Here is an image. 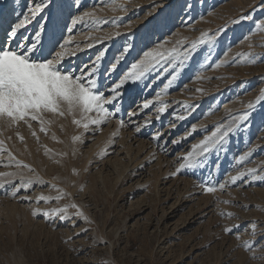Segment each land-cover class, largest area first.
Wrapping results in <instances>:
<instances>
[{
    "label": "rangeland",
    "instance_id": "rangeland-1",
    "mask_svg": "<svg viewBox=\"0 0 264 264\" xmlns=\"http://www.w3.org/2000/svg\"><path fill=\"white\" fill-rule=\"evenodd\" d=\"M79 1L80 10L73 9V14L95 6V17L69 25L72 31L64 39L71 37L69 51H79L70 59L73 64L86 62L103 48L111 59L128 38L147 31L150 20H170L157 34L171 41L160 49L169 59L206 35H220L211 45H199L195 60L185 63L171 84L161 64L147 74L148 88L143 83L140 92L130 87L119 114L124 127L113 117L85 131L73 123V114L46 113L45 119L52 121L47 133L38 122L29 128L23 122L9 127L0 121L6 149L0 152V173H17L0 176V264H264V106L256 103L264 93V29L255 27L264 20V0H189L191 10L184 7L185 0ZM114 19L119 28L112 25ZM129 21L131 27H124ZM116 31L120 37L113 35ZM144 44L137 39L130 60L141 54ZM253 59L255 64L249 62ZM221 61L222 66L214 67ZM133 99L153 100L132 118L141 125L151 118L140 133L125 115ZM249 103L256 104L249 127L231 138L226 154L177 172L193 144L215 126L231 123ZM165 105L167 111L160 112ZM189 105L196 107L190 110ZM181 115L186 119L177 118ZM75 119H81L79 112ZM193 124L198 128L193 136L179 145L171 143ZM122 130L132 133L123 144ZM156 132L164 134L163 141L152 138ZM78 136L80 140L74 139ZM8 152L34 171L10 165ZM239 173L244 175L235 184L203 191L202 181L218 184ZM34 175L43 182L28 183ZM56 189L69 195L38 201L42 194L56 197ZM70 203L79 206L87 221L73 216V208L68 209L70 220L32 214L37 208L51 211Z\"/></svg>",
    "mask_w": 264,
    "mask_h": 264
},
{
    "label": "snow or ice",
    "instance_id": "snow-or-ice-1",
    "mask_svg": "<svg viewBox=\"0 0 264 264\" xmlns=\"http://www.w3.org/2000/svg\"><path fill=\"white\" fill-rule=\"evenodd\" d=\"M97 2L106 3L107 0H97ZM15 5H17V0H0V121H6L9 127L23 122L29 128L32 127V122H38L40 130L45 133L48 131V124L52 122L45 119L46 113L60 117L73 114V123L82 126L85 131L90 130V125H101L113 117L118 119L121 127H124L125 119L119 114L123 109L125 92L130 87L140 88L143 83L144 88H148L147 74L161 64L164 65L162 71L171 76L168 80V84H171L176 79L175 73L183 68L185 63L195 60L198 46L211 45L220 35V33L206 35L198 42H192L189 47H185L182 54L178 53L169 59L165 55L166 50L160 51V49L171 41L157 34L163 32L170 20L157 19L154 23L150 20L148 24L151 23V27H147L148 30L137 38L145 42L141 54L137 57L129 59L136 48L137 39L128 38L111 59H107L109 50L103 48L94 53L86 62L73 64L70 59L66 62V58L76 55L74 51L68 49L71 37L64 39V36L72 31L69 25L82 23L86 18H94L95 6H93V11H82L81 14L74 15L73 9L80 10L77 0H23L22 6ZM156 6L159 7V5ZM184 7L191 10L189 0H185ZM120 10L127 11V8L120 6ZM245 19H251V17H245ZM122 20L123 18H119V21ZM93 22L100 23L99 20H93ZM111 23L116 28L121 26L115 19ZM123 26L130 28L131 22ZM255 27L264 29V20L255 23ZM113 35L120 37L121 33L116 31ZM135 35L132 34L133 37ZM97 42L102 43L103 41L97 38ZM185 43V41L177 42L178 45ZM76 47L79 48V45ZM89 47L93 45L90 44ZM173 51L175 52L176 49ZM249 62L256 63L254 59ZM222 63L223 61L217 62L214 67L218 68L222 66ZM159 95V93L156 94L157 99ZM256 103L264 106V93L257 98ZM152 104L151 99H144L142 102L133 99L125 113L129 121L134 124V130L137 133L141 132L142 127L151 124V118L144 119L143 125L135 123L132 118L138 117ZM195 107L188 106L190 110H194ZM247 109L233 116L231 123L215 126L209 135H205L198 143L193 144L191 150L182 158L185 163L180 164L177 172L184 168H199L203 161L212 155L226 154L231 138L238 131H246L249 127L250 117L256 110V104L249 103ZM159 111H167V106L161 107ZM77 112L80 113L81 119H75ZM188 114L190 115L191 112L189 111ZM177 118L184 120L186 116L181 115ZM91 131L94 132L95 129ZM197 131V125H190L180 140L173 139L171 143L179 145ZM32 135L35 136L36 133L33 131ZM152 138L161 142L164 134L156 132ZM20 139L23 141L22 136ZM74 139L80 140L81 137ZM3 151L6 149L4 142L0 140V152ZM8 157L10 165L18 169L34 171L29 165L16 160L11 152H8ZM244 158L241 156V161ZM14 175L17 173H0V176ZM20 175L23 174L20 173ZM243 175L244 173H239L229 176L227 180L218 184L202 181L201 186L204 192L214 193L217 187L223 190L226 184H235ZM33 180L43 182L38 175L29 178L27 182L32 183ZM50 187L55 189L56 186L50 185ZM56 191L58 192L56 197L42 194L38 197V201L50 202L69 195L61 189H56ZM15 195L16 193L13 192V196ZM69 208L76 209L73 216L83 217L87 221V217L75 203L51 211H42L37 208L32 214L49 219L55 214L59 220H70ZM224 231L232 233L233 229L225 227Z\"/></svg>",
    "mask_w": 264,
    "mask_h": 264
},
{
    "label": "bare ground",
    "instance_id": "bare-ground-1",
    "mask_svg": "<svg viewBox=\"0 0 264 264\" xmlns=\"http://www.w3.org/2000/svg\"><path fill=\"white\" fill-rule=\"evenodd\" d=\"M82 0H80L79 2H81ZM22 4H23V0H17V5H15V6H22ZM142 90V88H139L138 89V92H140ZM137 92V93H138ZM134 97H138V96H136V93H135V95H134ZM126 98L123 100V104H125L126 103ZM117 126L119 127V122H117ZM117 126L115 127L114 126V128H117ZM119 131V130H118ZM121 132V134H119V135H122V133H124L125 135H124V137H122L121 139H120V141H121V143L123 144V143H126L127 142V139H126V135H129V136H131V132H128V134H126V132H125V130H122V131H120ZM113 133V132H112ZM105 134L107 135L108 134V132L106 131L105 133H104V136H105ZM111 134V133H110ZM113 135V134H112ZM110 136V135H109ZM129 136H128V138H129ZM134 139V138H133ZM110 144H112L111 142H110ZM114 144V143H113ZM113 149V148H112ZM112 151V150H111ZM132 151V149L130 148L129 149V152H128V155L130 156V155H132V154H130V152ZM113 152V151H112ZM111 153V152H110ZM132 157V156H131Z\"/></svg>",
    "mask_w": 264,
    "mask_h": 264
}]
</instances>
